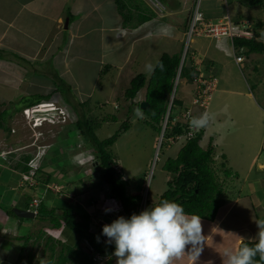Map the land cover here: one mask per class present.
Returning a JSON list of instances; mask_svg holds the SVG:
<instances>
[{
	"label": "crops",
	"instance_id": "0c3cea01",
	"mask_svg": "<svg viewBox=\"0 0 264 264\" xmlns=\"http://www.w3.org/2000/svg\"><path fill=\"white\" fill-rule=\"evenodd\" d=\"M132 1L131 11L133 20L130 24H126L124 17L120 13L115 12L118 10L116 5L107 6L108 2L112 3L113 0H0V50L3 53H7L5 57L3 55L0 58V71L9 73L13 77L12 81L18 82V76L23 75V72H25L27 77L32 79L30 72L34 69L38 70L35 66L50 64L56 69L55 71L46 69L44 71V67L39 70L46 73L48 78L51 75L57 74L56 72L58 71L60 75L65 76L68 72V69L63 70L65 64L67 65L75 56L85 54L88 50H91L90 44L88 45V39L91 38L92 34L97 31L101 32L105 27L116 31L115 36L118 38L131 36L134 47L131 52L134 53L131 60L127 58L120 63V56L119 60L116 61L118 52L122 50L126 51V43L121 42L123 45L120 46L117 45L118 41L114 42L116 45L113 42L106 44L108 43L106 41L107 36L101 35L100 41L97 43L96 48H94L95 51L98 48L100 49V57H95L94 61L99 63V70H102V73L104 71L107 73L113 67H117L121 71L126 70L130 74L131 68L130 72L128 70L130 65L134 64V61L139 62L141 59L142 62L139 64L135 62L137 65H140L146 61V58H149V60L153 58L151 56L147 57L148 53H151L149 49L152 47L156 48L155 58H153V67L155 68L162 53H178L177 51L170 52L165 47L169 46L171 39L175 41L179 40L180 42L185 41L192 10L197 0H167V3H163V6H161L164 11L162 13L163 16L157 15L156 13H160L156 9H153L147 0ZM229 1L201 0V7L205 14L212 19H221L227 14L235 22L239 21L238 19H243L245 16H241L238 19L233 16L228 5ZM104 2L106 7L103 6ZM232 2L246 8V5L240 3V0H232ZM85 3H89L88 8H84ZM82 8L85 9L83 12ZM94 11H98V14H94ZM79 14H82V16L80 17ZM108 23L112 25H108ZM163 29H167V35L164 34ZM158 35L160 38H164L161 42L157 40L158 42L152 41L149 46L146 45L145 40L148 37ZM192 43H194L193 48H191ZM192 43L189 51L195 53L192 59L197 64V68L202 69L206 75H212L213 72L216 73L218 83L214 92L216 90L221 92L217 97V103L211 108L209 104L208 114L211 119L208 126L203 128L204 134L200 145L203 148H207L210 142H212L214 146V160H222V172L225 177L221 179L222 175L220 176L221 173L218 170H216V173L217 175L219 174L218 179L222 184L223 193L227 191V188L232 190H229V193H232L228 197H225L224 194L223 201L214 221L201 218L205 243L203 251L195 264H227L225 253L227 251L235 252L239 250L240 244L244 240H257L259 229L255 221L264 220V97H262L264 95V78L259 77L255 85H251L249 80L246 79L247 84H245L240 75L234 74L233 69L239 66L238 62L233 59L235 49L232 48V43L229 40L217 41L216 39L207 37H197L193 39ZM231 48L233 49L232 52ZM91 51L90 57L93 58L94 54ZM225 53L228 55L232 54V56H225ZM62 63L65 64L63 65ZM103 64L104 66H102ZM137 74L139 73L128 75L130 77L129 80L131 81ZM60 75L56 76L60 77ZM122 77L123 79H127L125 72L119 75V78ZM184 82L187 87H184V94L179 98L177 97L181 105L176 106L175 121H172L174 124L177 121H183L182 114L186 109H192L195 117L202 116L204 111V108L199 104L193 103L194 96L193 94L191 95V90L195 91V84L193 85L192 81H188L187 79H184ZM12 83L9 85H14ZM257 89L260 91V101L256 95ZM51 91L60 95V90L57 88H53ZM238 96L242 99L245 98L244 102L238 100ZM64 98L66 99V97H63V103L69 108V104L66 103ZM70 98L73 100L72 97ZM135 99L134 101H136ZM79 103H83L84 105L87 101H78L77 105ZM116 108L118 109L119 106L116 105ZM179 109L180 112L177 114ZM242 125L247 127L246 129L249 131L250 128L255 131L253 132L257 134L253 135L256 138L255 140L251 139V135H236V130L241 129ZM234 129L233 134L231 130ZM3 131L5 130L3 129ZM69 133L74 134L72 132ZM241 139L244 141L245 147L239 145ZM179 141H176L174 144ZM248 141L255 142V146ZM63 142L67 143V141ZM221 146H229L230 148L229 150H224ZM251 146L254 147V150ZM246 149L248 150L246 151ZM15 171L17 172L13 174H16L18 177V174L23 172L19 169ZM225 171L228 172V175L225 174ZM3 172L0 173V176H4L5 182L2 183L4 185H2V190H0L2 192L0 194L5 193L4 189L6 188L8 190L7 193H10L13 197L10 198L9 194H5L8 196V201L0 200V220L3 219L4 221L3 228L7 227L6 231L0 230V262L3 257H6L4 256V251L12 253L13 250H19L15 260H10L6 257L5 262L7 264H26V261L31 260L30 264L38 263L39 259L37 261L34 254L37 249L35 241L41 238H45V245L42 249L44 254L47 253V248L51 249L49 244H46L47 237L74 247L79 241V236L74 230L65 225L56 227L50 220L39 219L36 217L37 215L32 220L27 221L32 223L30 226L32 231H29L27 234L21 231L24 220L19 219L18 217L20 216H9L6 211L1 209V205L8 203L9 207L27 209V195L32 196L33 199L42 196L46 201L47 207L49 209L53 207L58 209V213L62 212L60 208L63 204H60L61 207L59 208L53 203L52 199L47 200L49 194L45 196L42 195V192L36 194L37 188H33L30 193H23L22 195L14 193L13 190L19 187L17 183L20 177L13 181L11 171L4 170ZM170 175V179H172L173 174L170 173ZM127 177L129 178L128 182H130V177L128 175ZM99 180V183H95L97 191L94 195L96 198L99 195H103V197L105 196V200L110 197V194L107 192V184L103 183L101 179ZM85 185L91 186L90 182L87 181ZM142 186L143 184L141 185V183L135 185L131 183L128 186V193L131 195L142 194ZM38 188H41L40 185ZM160 195L158 194L153 203L158 201ZM90 198L93 199L94 197L91 196ZM30 203L31 201H29V207ZM85 203L88 206L82 204L84 206L82 207L91 216L90 230L94 233H97V230L102 231V227H96L97 222L111 224L120 216L125 217L123 214H111L107 216V213L103 209L101 213L94 214L93 212H95L97 204H92L91 200H85ZM39 221H41L40 224L44 223V226H41ZM30 242L31 244L29 245ZM13 244L18 246L17 249L15 246L13 247ZM12 248L14 249L11 251ZM190 249L191 246H188L186 252H190ZM48 253H50V250ZM112 260L107 263L112 264ZM173 264H193V261L185 253L182 259L175 260Z\"/></svg>",
	"mask_w": 264,
	"mask_h": 264
},
{
	"label": "rangeland",
	"instance_id": "374dc122",
	"mask_svg": "<svg viewBox=\"0 0 264 264\" xmlns=\"http://www.w3.org/2000/svg\"><path fill=\"white\" fill-rule=\"evenodd\" d=\"M147 2L152 6L153 9H156L160 13L158 14L155 12L157 15L163 16V8H160L158 6L159 4L156 0H147ZM229 2L230 3H228V5L230 7V12L236 19L240 18L241 16H245L243 18L244 20L241 18L238 19L239 21L234 22L240 25H248L249 29L253 32V37H255L256 34V36L264 42V27H260L258 25V22L264 21V10L260 7L249 5L246 6V8H243L237 4H233L232 0H230ZM240 3L242 2L240 1ZM85 4L86 5L84 8H88L89 3ZM109 5L115 6L114 1L112 3L108 2L107 6ZM131 5V0H129V9H132ZM103 6L106 7L105 2ZM84 8H82V12L85 10ZM115 12L120 13L119 9ZM127 12L128 9L125 10V13ZM93 13L98 14V11H94ZM79 16L81 17L82 14H79ZM108 25L112 24L108 23ZM115 32L116 31H112L110 28L105 27L101 30V32L97 31L96 33L92 34L91 38L88 39V45L90 44L91 50L93 49L92 51L88 50L87 53L83 51L85 54L75 56L67 63V65L65 63H62L63 65L65 64V68L63 70L68 69V72L65 74V76L60 75L58 71L56 72L57 74H54L53 76L50 74L52 78H48L46 73H43L39 70L44 67V71L45 69L55 71L56 69H54L50 64L35 66L38 68V70L34 69L32 72H30V76H32V79H30V77H27L25 72H23V75L18 76V82H13V77H11L9 73L0 71V114L3 113V129L6 130V132L3 131L0 126V156L3 158L2 160V158L0 157V173L4 170L11 171V174L17 172L15 171L18 170L17 162L24 160L23 157L29 155L31 159L34 160V163L37 164L38 169H42L41 172L38 173L37 171L36 173V176L38 175L41 181L47 179L48 174L51 175V180L48 183V187L52 192H47L49 194L47 200L52 199L53 203L56 206L64 203H73L78 205L79 207H82L83 205L88 206L85 203V200H91L92 204H97V208L95 212H93L94 214L101 213L102 208L105 205L112 206L110 202H105V196L103 197V195H99L96 198V196L94 195V193L97 191L95 189V187L97 188V186H95V183H99L100 181L99 176L101 168L97 165V162L95 160L94 147L90 142L82 139L80 132L74 125V122L79 117L78 113H80L81 111L84 115L86 114L88 118H93L103 124V126L96 131L100 139L108 138L115 132L120 131L119 138L110 150L117 161V168H120V171L122 173H125L130 177L129 184H143L141 203H143V205L145 206V210L147 200L154 202L158 194H162L167 189V181L168 179H170L171 175L169 172L164 170V163L169 157H176L180 148L185 142V138L183 137L176 144H174L175 142L173 143L170 141H164L162 145H160L161 131L148 124V117L145 116L144 113L142 119L135 115V110L138 107L136 109L129 110V108L131 109L132 107V102L130 100H127L124 96V91L130 85V74L135 75L136 73H145V75H149L148 77H150V74H152V71L149 72L146 66L149 64L154 66L153 58H155V47L150 48L149 51L151 53H148L147 55V57H153L152 59L150 58L151 60H149V58H146L145 62L137 65L142 62V60L140 59L139 62L134 61V64L130 65L128 70L130 72L131 68L130 74L127 73L126 70L121 71L117 67H113L107 73H105V71L102 73V70H99V63L94 61V58L100 57V49L98 48L95 51L94 48H96L97 43L100 41L101 35L107 36L106 41H108V43L106 44H110L111 42H113V44L116 45V43L114 42L118 41L119 43H117V45L120 46L123 45L121 44V42L126 43V51L122 50L118 52L119 54L116 57V61L119 60L118 58L120 56V63H122L127 58L131 60L133 57L134 52H131V50L134 47L132 45L131 36L118 38L115 36ZM196 38L197 37H195L194 39ZM163 39L164 38H160L159 35L151 36L145 40V43L149 46L152 41L161 42V40ZM186 45L187 39H185V41L183 42L171 39L169 46H166L165 48H167V50L170 52H184ZM193 45L194 43H192L191 48H193ZM232 50L233 49L231 48V52ZM90 51L94 54L93 58L90 57ZM123 51H125V53L122 54ZM1 54H3L5 57V54L7 53L4 52ZM242 55H244L246 59L244 62L240 63V65L238 63L239 67L233 69L234 74L237 76L240 75L242 77V81H244L245 84H247V79L251 82V85H255V83L259 80V77L264 78V53ZM225 56H232V54L228 55L225 53ZM233 59L234 61H236L235 57ZM102 66H104V64ZM122 72H125L127 79H123V77L119 78V75ZM56 75H60V77ZM212 75L215 77L217 76L214 72ZM11 83L15 86L9 85ZM192 84L194 85V82H192ZM58 86L63 90H60V95L58 93H55L51 101H54L56 105L65 110L67 116L66 122L61 121L60 123L56 124L44 123L40 127H35L27 120V118L23 114V111H15V106L19 107V105L24 102L23 100H25L26 98H29L30 96L38 93L49 94L53 92L51 91L53 88L55 89ZM184 87H187V85L185 84L184 79L180 78V81H178V83L176 84V97L179 98L184 94ZM194 93L195 91L192 89L191 95L193 94L194 96ZM220 93L221 92L217 90L214 92L213 97L210 100V108L217 103V97ZM66 95L69 100L72 101L71 103H69V108L63 103V97H65ZM145 95L146 87L142 88L139 91L135 102H141L142 100H144ZM256 95L258 97V100L260 101L261 96L258 89L256 90ZM70 97H72L74 101ZM262 97H264V95ZM237 98L238 100L243 102L245 100V98L242 99L239 96ZM85 100L87 101V103L82 105L83 107H79L81 111L78 110L77 112V102H85ZM116 105L119 106L118 109L116 108ZM208 105L205 106L203 114L206 112L209 113ZM14 111V115L10 117V114ZM179 112L180 109L177 111V114ZM114 115H116L117 117L116 120H112V117ZM172 115H176V106L172 110ZM125 121L129 123V128L127 130L122 129V125L125 123ZM172 125H174V122L172 123ZM168 126L171 127V123L170 125L168 124ZM246 128L247 127H244L242 125L241 129L236 130V135H251V139L255 140L256 138L253 136L257 135L256 133H253L255 131L251 130V128L249 131ZM10 129L11 132L9 133L8 131H10ZM235 129L231 130L233 134ZM69 132H72L74 134H70ZM63 141H67V143H64ZM248 142L252 143V145L255 144V142L253 141ZM239 145L242 147L246 146L242 139ZM232 147L234 146L232 145ZM251 147L254 150V147ZM221 148H223L224 150H229L230 147L221 146ZM247 150L248 149H246V151ZM214 161V168L221 173L220 176L222 175V177L220 178H224L225 176L222 172V160L220 161V159H218ZM18 175L20 177V180L18 179L19 177L16 174L12 175L13 181L14 179H18L17 185L19 186L17 187V189L13 190L14 193L20 195H22L23 193H30L31 189H27V184H24L22 182V176L20 174ZM36 176L35 179L37 183V189L35 193L38 194L42 192V195L45 196L46 189L38 188L39 181ZM3 177L4 176H0V179H2L0 181V190H2V185H4L2 183L5 182V179ZM86 181L90 182L91 186H84ZM4 190L6 192L0 194V200L3 199L8 201L7 197L9 196L10 198H12L13 195L7 193L8 190H6V188ZM229 190L230 188H227V191L221 194L222 201L224 198V194L225 197H228V195L232 193H229ZM1 192L2 191H0V193ZM107 192H109L110 194V186L108 184ZM5 194L9 195L7 196ZM91 196H93L94 198L91 199ZM35 198L41 199L42 196ZM92 200L94 203L92 202ZM1 206V209L4 211H7V208H9L8 203H5V205ZM109 215L111 214L107 213V216ZM30 220H32V218H25L24 223L22 224L21 231L24 234L32 231L30 227L32 223L27 222ZM40 222L41 221H39V224ZM3 223V219L0 220V230L6 231L7 227L3 228ZM101 223L97 222L96 227H102L103 230V227L106 224ZM40 225L44 226V223H41ZM97 234L102 236L105 240L106 236L102 234L101 230H97ZM56 242L58 243L59 241L56 240ZM30 244L31 242L29 243V245ZM35 244V246H37V249L35 250L36 252H34V254L37 258V261L39 259V262H35L34 264H49V249H46L47 253L45 254L42 252V249L45 245V238L37 239L35 241ZM82 245L86 250H89L87 241L84 240L82 242ZM14 246L15 244H13V247ZM15 247L17 249L18 246L16 245ZM59 248L60 244H57V251L59 250ZM13 249L14 248H12L11 251ZM18 252L19 250H13L12 253L4 251V256H6L10 260H15V258H17ZM6 257H3L0 264H7L5 262ZM112 259V264H116V257H112ZM68 264L76 263L69 262ZM106 264L108 263L106 262Z\"/></svg>",
	"mask_w": 264,
	"mask_h": 264
},
{
	"label": "trees",
	"instance_id": "16d2710c",
	"mask_svg": "<svg viewBox=\"0 0 264 264\" xmlns=\"http://www.w3.org/2000/svg\"><path fill=\"white\" fill-rule=\"evenodd\" d=\"M113 1L124 17V22L130 24L133 20V16L131 9H129V0ZM159 1L167 3V0ZM240 1L246 6H256L264 10V0ZM132 2L131 0V4ZM126 9H128L127 13H125ZM258 25L264 27V21L258 22ZM233 44L235 52L238 55L264 53V42L261 41L256 34L253 38L235 37ZM1 53H3V51L0 50V58L3 55ZM182 55L183 51L175 54L162 53L150 77L148 78L144 73L137 74L131 79L129 87L124 92L125 98L132 102V107L131 109L129 108V110L136 109L137 107L141 108V102H135L134 99L137 97L139 91L146 87V95L143 101L148 102L149 106L145 109H141L144 115L148 117V124L159 131H162V122L169 108L170 98L178 73L180 72L181 79H187L192 82L195 80V76L199 74L197 64L192 59L191 51H187L184 63L181 66ZM59 86L57 89L63 90ZM54 94V92L49 94H35L23 100L24 102H22L19 107L15 106L14 109L16 112L22 111L25 107L35 105L44 100H51ZM65 97L67 99H65V101L68 104L72 102L67 98V95ZM82 105L83 103L77 105V112L80 110L79 107H83ZM178 105H181L180 100L175 97L168 121L169 125L171 123V127L168 126L166 128L164 137H171L177 134L186 135L190 130V123L185 121H177L172 125V121L174 120L172 110ZM15 111L10 114V117L14 115ZM2 116L3 113L0 114V126L3 128L4 119ZM78 116L74 125L80 132L82 139L90 142L94 147L95 160L97 165L101 168V181L110 186V195L117 197L121 201L125 218L130 219L132 214H139L138 209L142 201V195H131L128 193L129 182L123 179L124 174L118 170L116 166L117 161L110 150L119 138L120 131L115 132L108 138L100 139L96 131L101 127V122L93 118H88L82 111L78 113ZM116 119L117 117L114 115L112 120ZM128 128L129 123L125 121L122 125V129L127 130ZM8 132L10 133L11 129ZM203 134V128L195 129L194 135L185 139L186 142L180 148L177 156L174 158L169 157L166 160L164 169L173 174V178L167 181V189L160 195L157 202L153 203L147 200L146 210L160 204L164 200H168L180 204L184 208L186 214H195L202 219L210 221L215 220L222 202L221 194H223L224 190L218 179L217 171L213 166L214 146L212 142H210L207 148H203L200 145ZM23 158L24 160L18 161L17 165L19 170L25 172L30 169L28 161L31 157L28 155ZM41 170V168L38 169V173L41 172ZM225 174L228 175V172L225 171ZM36 177L38 178L40 187L46 189V194H48V191L52 192L47 186L51 180V175L48 174L47 179L42 181L38 175ZM28 188L32 190L36 188V186H28ZM27 197V204L29 205V201L32 202L33 197L30 195H27ZM28 205L26 206L27 209L30 208ZM58 207L60 208L61 205ZM13 208L12 206L7 208V214L11 217H18ZM60 210H62V212L58 213V209L54 207L49 209L46 205V201L42 197L36 217L44 220L48 219L56 227L65 225L71 228L79 236V241L74 247H70L60 241L57 243L56 240L51 237H47L46 244H49L51 248L49 249V264H68L69 262H74L76 264H93L92 252L86 250L82 245L84 240L89 243L95 252L111 255L114 253V242L109 243L104 240L102 236L90 230L92 219L84 208L73 203H64ZM18 218L25 220L24 217ZM257 242L258 239L244 240L240 244L239 249L245 245L253 247ZM57 244H60L58 251L56 250ZM112 257L107 262H111L110 260ZM254 260L259 261V257H255ZM26 262V264H30L31 260ZM260 264H264V262H260Z\"/></svg>",
	"mask_w": 264,
	"mask_h": 264
},
{
	"label": "clouds",
	"instance_id": "9594fccd",
	"mask_svg": "<svg viewBox=\"0 0 264 264\" xmlns=\"http://www.w3.org/2000/svg\"><path fill=\"white\" fill-rule=\"evenodd\" d=\"M163 31L165 35L168 34L167 29H163ZM146 68L149 72L153 70L151 64ZM177 80L180 81V72L175 84ZM174 93V96L171 95L169 106L171 102L173 105L176 90ZM135 115L143 118L140 108L135 110ZM210 119L211 117L206 112L200 117L193 118L190 126L196 129L205 128ZM105 211H112V209ZM255 222L259 229L258 242L253 247L245 245L235 252L227 251L225 253L227 264H260V262H264V220ZM102 234L108 238L109 243L114 242L115 244L113 255L116 257V264H173L175 260L182 259L185 253L195 264L205 243L201 217L195 214H186L180 204L168 200H164L140 214L134 213L130 219L120 216L111 224L104 225ZM188 246H191L190 252H186ZM257 256L259 261L254 260Z\"/></svg>",
	"mask_w": 264,
	"mask_h": 264
},
{
	"label": "built area",
	"instance_id": "2783aa9c",
	"mask_svg": "<svg viewBox=\"0 0 264 264\" xmlns=\"http://www.w3.org/2000/svg\"><path fill=\"white\" fill-rule=\"evenodd\" d=\"M159 4L158 6L162 8L163 3L159 0H156ZM227 2V0H225ZM248 23V22H247ZM243 27V28H241ZM195 37H207L211 39H216L217 41L222 40H230L232 43V48L234 49L233 40L235 37H243V38H251L253 37V32L249 29V26L246 24H237L235 23L230 15H225L221 19H212L209 18L204 10L201 7V0H197L195 3V7L192 10V14L190 17V21L188 24V28L186 31V39L187 45L185 51L182 55V65L184 63L186 53L190 50V45ZM192 58H194L195 53L191 51ZM235 59L238 63H242L245 61L246 57L242 54L238 55L234 52ZM181 65V66H182ZM199 74L195 76V80L193 81L195 84V95H194V104H199L201 107L205 108V106L210 104V100L212 98L213 92L217 87V79L213 75H206L202 69L197 68ZM178 83V80L176 84ZM175 84V90H176ZM172 102L170 103L169 110L167 115L165 116V120L162 123L163 132L161 133L160 145L164 141L176 142L181 138L188 139L194 135L195 129L190 126V130L186 135H173L171 137H164L165 130L168 127L169 114L171 110ZM209 106V105H208ZM23 114L27 118V120L33 124L35 127L42 126L46 121L48 124H56L61 121L66 122L67 116L66 112L63 108L59 107L55 104L54 101H42L35 105L25 107L23 109ZM183 121L190 123L194 117V113L192 109L184 110L182 114ZM46 120V121H45ZM1 157V156H0ZM2 158V157H1ZM30 169L25 172H21L22 182L27 184L28 186H36V173L38 170L37 164L34 163V160L31 159L28 162ZM120 171V168H118ZM124 174V173H123ZM123 179L128 181V177L124 174ZM106 203L110 202L112 206L105 205L102 209L105 211L106 209H112V211H108L107 213L119 215L123 213V206L121 201L115 197L110 195L105 201ZM40 204V199L34 198L30 203V208L28 210L34 211L36 214L38 213V206ZM146 204V200H145ZM139 214L145 210V206L143 203L139 206ZM106 212V211H105ZM105 240L108 241V238L105 237ZM86 241V240H85ZM88 243V242H87ZM89 245V243H88ZM89 250L92 252L93 264H106V262L112 257L111 254H102L100 252H95L94 249L89 245Z\"/></svg>",
	"mask_w": 264,
	"mask_h": 264
},
{
	"label": "water",
	"instance_id": "95a60500",
	"mask_svg": "<svg viewBox=\"0 0 264 264\" xmlns=\"http://www.w3.org/2000/svg\"><path fill=\"white\" fill-rule=\"evenodd\" d=\"M181 64H182V61H181ZM174 92H175V88L173 90L172 96H174V94H175ZM140 106H141L142 109H145V108H147L149 106V104L146 101H142ZM162 132H163V128H162ZM13 210L16 213V215H18L20 217L33 218V217L36 216V213L34 211H30V210H27V209H20L18 207H14Z\"/></svg>",
	"mask_w": 264,
	"mask_h": 264
}]
</instances>
